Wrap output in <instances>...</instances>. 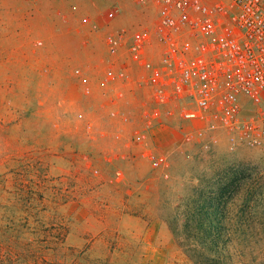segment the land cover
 I'll return each instance as SVG.
<instances>
[{
	"label": "rangeland",
	"instance_id": "obj_1",
	"mask_svg": "<svg viewBox=\"0 0 264 264\" xmlns=\"http://www.w3.org/2000/svg\"><path fill=\"white\" fill-rule=\"evenodd\" d=\"M65 1L78 10V0H0V264H191L204 229L184 222L200 220L223 227L234 261L251 249L264 264V149L230 151L221 138L204 153L170 124L173 135L152 139L167 155L163 179L125 147L141 110L109 124L95 92L83 94L81 51L91 35L92 84L109 29L58 26ZM87 122L106 137L92 139Z\"/></svg>",
	"mask_w": 264,
	"mask_h": 264
},
{
	"label": "built area",
	"instance_id": "obj_2",
	"mask_svg": "<svg viewBox=\"0 0 264 264\" xmlns=\"http://www.w3.org/2000/svg\"><path fill=\"white\" fill-rule=\"evenodd\" d=\"M130 1L139 19L114 30L121 9L106 15L105 57L100 71L92 69L94 82L75 70L83 94L95 92L109 124L130 125L132 110L143 113L142 128L125 147L163 179L167 155L152 139L173 135L170 124H177L180 145L204 153L221 138L230 151L264 149V0ZM135 94H146V101L130 109L127 99ZM85 125L92 139L106 137Z\"/></svg>",
	"mask_w": 264,
	"mask_h": 264
},
{
	"label": "crops",
	"instance_id": "obj_3",
	"mask_svg": "<svg viewBox=\"0 0 264 264\" xmlns=\"http://www.w3.org/2000/svg\"><path fill=\"white\" fill-rule=\"evenodd\" d=\"M100 1L104 4L103 10L102 7L99 6ZM67 3L66 1L64 2L66 10L63 11L64 15L60 20L61 22L58 23V26L65 29L92 31L93 28L97 26L99 30H102L105 28L106 24H108L107 13L115 6L120 8L121 11L112 23L120 24L140 18L139 7L130 0H78V10L75 6H67ZM76 3L77 2H75L74 5ZM84 45L87 46V44ZM87 47L88 49H82L79 57L80 63H82L83 66L80 68L82 72L91 68L94 60L98 59L97 54L95 55V59L93 56L96 45L91 35Z\"/></svg>",
	"mask_w": 264,
	"mask_h": 264
},
{
	"label": "trees",
	"instance_id": "obj_4",
	"mask_svg": "<svg viewBox=\"0 0 264 264\" xmlns=\"http://www.w3.org/2000/svg\"><path fill=\"white\" fill-rule=\"evenodd\" d=\"M213 207L209 205L210 209ZM189 223L197 231L204 229L200 232V237H195L193 248L185 252L191 264H257L258 257L251 249L239 253V261L231 258L227 249L231 239L221 234L223 227L215 221H185L186 228L190 227Z\"/></svg>",
	"mask_w": 264,
	"mask_h": 264
}]
</instances>
